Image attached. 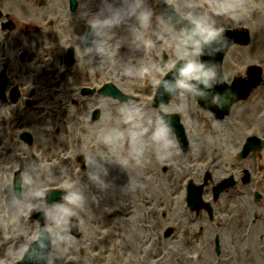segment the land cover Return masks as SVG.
Masks as SVG:
<instances>
[{
    "label": "rangeland",
    "instance_id": "rangeland-1",
    "mask_svg": "<svg viewBox=\"0 0 264 264\" xmlns=\"http://www.w3.org/2000/svg\"><path fill=\"white\" fill-rule=\"evenodd\" d=\"M108 1L115 2L116 0ZM122 1L123 3L120 4V7L124 10L123 15L125 19L123 20V24L126 25L119 24V26H110L107 34L118 35L114 41L115 43H123V45L131 44L133 46L135 41H139V36L141 37L142 33L147 29V20L144 19L143 14L147 13V19H149L150 17H154V13L151 11L150 0ZM187 1L193 5H207L202 9H197V13L208 14L209 11L212 13V9H217L218 14H220L219 16H221L222 19V21L219 22L218 27L222 26L221 23L223 26H229L232 21L240 26L243 17L249 18L250 28H253L254 32H252L253 39H255V41L256 39H260L261 43H263L264 0ZM52 2L53 3L48 2L43 6H39L37 0H31L29 14V19L32 22L31 25H36L37 22L35 21L41 20L40 25H44V27L47 26L50 21H53V27L55 26L54 20L49 17V14L54 12V3L56 0H52ZM15 3L18 5L23 2L21 0H9V5H12L13 8L16 5ZM235 5H237V10H234L233 8ZM96 7L98 8L99 6ZM112 14H114V12H112ZM234 14H236L237 17H234ZM99 22L104 26L101 18H99ZM139 22L141 24L140 28ZM122 27L125 28L122 29ZM105 31L106 28L104 27L103 31L99 34H106ZM48 33L51 35L52 31ZM108 35H106V37ZM64 43V40L42 43L39 42L38 36H33L30 46H32L33 55H41L43 61L50 62L52 56L58 51L59 46ZM75 44H77L75 53H78L80 67L77 70L76 77L72 80L68 79L66 81L69 85H72L74 91L78 93L75 98H78V96L81 95V85L97 87L98 84L106 82L110 77L113 81V85L116 86L117 84L115 83H118L116 76H112L111 73H109L110 69L113 70V72H116L115 68L117 67L115 66V55L110 58V61L108 59H103L97 64L95 53H98L104 58V54H102L103 50L98 47L97 43L93 45L91 51L86 49L81 40ZM142 46L143 45L141 44V47ZM176 48V60L183 56L182 51H184L186 55L188 54V50L181 43H178ZM43 49L48 50L49 53L46 51L41 53ZM231 49L230 54L226 56L227 58L223 66H230L229 72L226 75L229 76L230 74L234 77L236 74L234 69H236V67L242 68L241 64L245 61L243 60L244 58L241 57L242 53L236 51V47H231ZM133 50L139 55V43L136 47H133ZM146 51L151 55L152 52L157 51V48L153 44L149 46ZM127 52L129 54L125 52L119 57L122 59V64L124 61L128 60L127 63L132 66L133 73L134 65L136 63L140 70L147 65V62L150 63L149 57L146 58L144 55L141 57H133V55H131V50ZM262 55L263 51H261L260 57L263 61ZM131 60H134L135 63H131ZM157 62L159 67L163 65V62ZM188 62L192 67L198 66L194 54L188 59ZM98 70L100 73H97ZM125 70H127V68H125ZM60 71L61 69H59V72ZM127 71H129V69ZM59 74L60 73L56 72L51 78L54 80V76H59ZM61 85L62 83L54 84L53 87L57 90H65L64 82L62 87ZM117 87H119L120 90H122V88L124 90H129L126 92L129 94L141 93V95H149V93H146L149 91V88L146 86L142 87L141 84H137L134 88H130V85L124 86L122 84H120V86L117 85ZM183 90L188 97V102L184 104V108L180 112L182 121L187 123L190 132H193L194 134L196 133V137L192 138L193 152L189 151L188 154H186L187 156L179 163L174 160V154L180 152V150L175 143L174 137L172 138L171 132L166 128L167 126L164 124L165 122L160 120L161 122L158 124L154 121V119L162 118L159 112L153 109L154 107L149 106L145 109L138 104L130 107L129 110L126 111V116H128V118H121V120L113 119L109 116V108L105 109L108 106L110 107L112 103L104 102L113 98L107 95H105V97L102 95L93 96V102L95 103H86V105L89 104L87 112L88 114H91L92 107H94V109L100 107L101 114L99 117L102 124L97 126L95 130L85 126V133H79L77 128L74 129V125L69 123L74 107L71 103L69 106L70 109L65 112L66 117L65 115L61 116L62 111L60 108L55 115L44 116L40 112H30L33 120L30 130L32 131V142L28 144L22 139L21 141L23 142L17 140L20 144V149L15 152H10L8 160L9 164L15 165V158L24 160L25 157H29V162L33 163L34 166L40 164V167L38 166L39 170L31 175L32 178L35 176H42L44 179H41L42 181L40 180L37 183H31V180H29L30 178L27 176L25 182L29 181L28 183L31 190H33L35 200L33 199L29 201L26 206L12 200L14 204H12L11 201L7 203L5 202L8 210H0V227H3L0 230L4 239H10L8 246H6L0 254V264H13L20 259L27 248V245L37 237L38 225L34 227L36 223H28V226H26L23 231L18 228L20 220L19 214L22 213L25 220L29 218L28 214H30L36 201L37 203L39 202L42 204V209L50 215L45 224L52 239V248L49 253L50 258L48 264H64L65 261L70 259L76 260L74 264H118L117 262L120 260L128 264H139V262L145 264H188L185 263L188 259L190 260L189 264H197L200 260L198 258H205V255L202 252L194 250V246L190 248L193 245L194 239H197V236L200 235L199 232L195 231V228L200 224H203V226L207 228L202 233H207L211 236L214 235V233H218L219 230L215 229L217 224H210L206 213L201 211V216L198 213H195L194 215V212H190V215L187 213L188 208L186 209L184 206V203L186 202L183 199L184 187H182V179L184 175H191L194 182H202L200 174L204 162H206L207 159H205L202 154H199L200 147L204 140L200 137L203 136L207 124L201 128L202 125L200 122L191 119L189 116L190 108L192 107L191 98L184 88ZM263 92L264 88L257 93V97ZM54 93L56 92H53L52 94L48 90L47 101L45 102L46 95L44 97L45 99L43 98V104L45 105L44 110L50 105L56 106L55 108L59 107V103H61L59 102L60 97L56 98L57 95ZM141 95L140 97H142ZM181 99L183 100L182 97ZM144 100H146L145 96ZM86 105L84 104L85 107ZM138 107L139 110L137 109ZM165 107L166 105H159L158 108L163 111ZM172 110H174V108ZM176 110L180 111V107L176 108ZM233 110L234 116L223 121L234 120L236 117H240V115H238L240 112L244 111L240 107L237 109L234 108ZM84 113L85 109L82 114ZM94 115L97 116L98 112ZM252 117L254 119L244 120V122L241 123L240 129H246L243 131L242 135H240L241 132H237L236 135L230 137L222 136L219 139L206 138L208 139V143H211L215 148L221 145L222 152L220 153H223L225 149L228 150L226 156H223V163H218L220 175L225 174L226 169L230 167V162L233 161V150L239 145V143L244 141L245 134L255 132L264 137V117L261 119L255 114H253ZM64 118L66 119V122L62 123V119ZM131 141L134 145L133 152L139 157V163H137L135 159L130 160V162L127 161V158L130 157V154L126 155L128 152L127 145ZM204 145L208 146L207 144ZM56 146L59 147L57 148ZM26 148H31V150L27 152ZM44 148L46 151L43 153ZM77 150L86 155L88 162L87 169L79 175V178H76L75 176V173L78 174V171L80 172V170H78L79 164H76L74 160H72L75 157ZM136 156L135 158H137ZM261 156L262 160L260 162L264 165V149L262 150ZM253 161L256 162V159ZM64 163H67V165H63ZM256 165H258V163H254L252 168L249 169L251 171L250 173L257 177V181L254 182L257 186L260 181L258 176L261 172L264 174V167L259 170L256 168ZM55 166L61 168L58 170V175H54L51 172ZM232 169H235L237 172L239 169L238 164ZM108 171L110 172L109 175ZM214 176L213 173V177ZM115 178L120 179L116 180ZM124 178H127V183H120L121 180L124 181ZM60 179L65 182L62 186L63 188H66L65 202L60 205L61 207H55L54 209L45 208L42 198L38 196L37 190H34L33 183L35 186L39 187L43 184L52 185L53 182H58ZM97 180H103L102 183H106L107 186L97 185L93 182ZM75 183L76 189H72L73 191L69 192L70 187ZM239 183H237V186H242L241 184L243 183L240 182V180ZM25 184L23 183V187ZM127 188H131L132 191H127ZM98 189L103 190L105 195L100 194L96 198H92L91 200L95 202V205L93 206V203L91 201H86V199L88 197H93L91 194L97 193L96 190ZM243 189L250 188L243 187ZM171 190L180 192L183 201L180 202L176 208L169 209V212L167 211L163 216H160L159 213H156L159 212L160 207L155 203L151 204L147 202L152 197H164V195ZM125 191H127L129 196L125 197L126 201L124 203L121 197H118L117 195ZM72 192L77 195L76 198H73ZM250 193L251 192L242 193V198L239 199L238 204L234 201H230L234 196V193L223 195L218 200V203L222 204L221 208H224L225 205L227 206L223 210L225 220L228 223H235L234 226L237 228L235 229L237 233L235 242L237 243L236 247H238L240 264H264V194L262 193L261 198L253 203ZM172 201L174 200L172 199L169 201V207H171ZM93 207L98 210L99 214L105 212V210L109 211L116 207L123 210L122 214L127 220H123L124 224H122L121 230L117 231L116 238H109L104 244L99 243L100 240L97 238L102 233V230L94 233V229L98 225L97 221L100 220L97 212H91ZM22 210L26 211L22 212ZM8 211L10 216H6L5 219L1 218L3 217V214ZM61 211L62 214L60 216L59 212ZM255 213L257 214V218L253 220V215ZM187 216L192 218V221L188 225L186 222ZM70 217L77 218L79 225H83L79 230L81 236L78 232L73 233L72 235L69 234L68 222L72 219ZM7 223H9V226ZM168 224H172V229H174L172 236L175 237L172 238V236H170L165 239L163 236V228ZM186 225L189 230L188 236L191 238L189 244H186L183 239L186 235L184 233V226ZM109 226L111 227L110 224ZM231 227L232 226H230V228ZM107 231H109V233L112 232L110 231V228H108ZM222 233L223 230L220 231V234ZM89 236H91V239H88ZM86 238L88 240L83 241ZM155 239L166 242L169 246H172V249H168L166 252H160L159 256L164 255L163 260H161L162 262L160 263L155 261L154 258L156 255H154L152 250ZM230 240L232 242L231 238ZM89 243L97 245L98 248H101L100 251L92 252V250H89L87 248ZM62 244L64 245L62 248L64 253L59 256V247H61ZM46 247H48V245H46ZM86 253L90 258L85 257V255H87ZM207 253L208 252H206V254ZM95 254H97L96 257H99L100 261L95 259ZM48 257L46 258V261ZM206 258L208 257L206 256ZM130 260H132V262H130Z\"/></svg>",
    "mask_w": 264,
    "mask_h": 264
},
{
    "label": "flooded vegetation",
    "instance_id": "flooded-vegetation-1",
    "mask_svg": "<svg viewBox=\"0 0 264 264\" xmlns=\"http://www.w3.org/2000/svg\"><path fill=\"white\" fill-rule=\"evenodd\" d=\"M23 3L18 4L15 3V7L9 5V0H0V192L2 190L7 193H11V197L15 199L14 194V181L16 177V170L20 169L22 172H26L31 168L29 157H25L24 160L15 161L12 165L9 164V160L7 159V152H15L20 149V144L17 140L21 141V139L28 144L32 142V117L30 112H34V109L37 108L38 102L43 101V98L46 95L45 102L48 97V90L50 87L54 85L53 75L59 72V69H65V53L69 47H73L75 54V46H77L78 41H89L91 39L95 40L96 33L94 30V24L96 21L95 12L94 11V2L92 0H75V9L74 11H69V0H58L54 8V12L49 15H55V18H51L55 22V26L53 27V21H50L47 26L41 24V20L35 21L36 25H31L32 22L30 18V4L31 0H21ZM41 2V0H39ZM46 3V1H42V5ZM202 23L207 25H212V21L208 19H202ZM162 24V25H160ZM141 24L139 22V28ZM109 25L106 27V34H104V38L108 39L111 35L107 34L109 29ZM147 29L144 33H142L141 37L139 36V47L144 49L148 45H152L156 43L155 37L162 32L164 34V41L157 46V51L162 54H167V58L170 55H174L175 53V38H176V29L173 26L163 24L161 19H151L147 20L146 24ZM45 28V29H44ZM207 29V28H204ZM52 31L51 35L48 33ZM106 35H108L106 37ZM38 36L39 42H57L64 40L65 43L60 45L58 51L55 55L52 56V60L50 62L41 60L38 55H33L32 51V37ZM141 44L143 45L141 47ZM49 53L48 50H42L41 53L44 52ZM89 51V50H88ZM91 51V50H90ZM73 54V55H74ZM75 57V55H74ZM58 60V61H57ZM75 62L72 66H70L69 70V79H73L76 76ZM208 68V67H205ZM194 74L191 76L197 77L199 73H202V68H198V72L196 73V68L192 69ZM213 70V69H212ZM223 76L225 82L229 83L233 76L226 74L229 72V67H223ZM235 75L239 73V69H234ZM62 79V78H61ZM213 84L211 87H204L202 94L205 97H210L213 101V104L216 102L218 93H216L217 82L214 80V77H211ZM156 80V77L154 78ZM64 81L63 79L61 82ZM65 90H60L57 94L56 98H59V107L62 110L61 116L65 115L66 111L69 110L70 103L73 107L72 119L78 123L79 125L86 126L88 128H92L95 130L97 126L101 125L100 115L94 117L93 111L94 107L91 108L92 113L88 114V106L91 102H93V96H95V91H92L89 94H81L78 98H75L77 92L74 91L73 86L69 85L67 82H64ZM63 85V82H62ZM61 85V87H62ZM87 86V85H85ZM81 85V89L85 87ZM264 88V87H262ZM261 88V89H262ZM258 91L253 90L245 103L239 101L236 104H233L231 109L228 110V114L223 117H218V112L222 109L218 108H208L201 106L197 100L194 98L192 91L188 87H185L186 92L190 95L192 107L190 108L189 116L194 121H198L201 123V128L207 124L205 132H203V136L200 138H213L218 139L222 136H230L232 133L238 132L241 123L244 120L254 119L252 117L253 114L258 115L259 118L264 117V92L257 97ZM184 90L179 91L178 100H171L166 105H169V109L165 111L167 114H178L180 117V122L182 123L185 134L188 137H196V133L189 131V127L187 123L182 121L181 110L184 108V104L188 102V97H185ZM218 92V91H217ZM80 94V93H79ZM36 95V96H35ZM227 98L231 96L230 92L226 93ZM183 98V100L181 99ZM34 99V100H33ZM86 105V103H88ZM104 102L111 103V101L106 100ZM95 103V102H93ZM86 105V107L84 106ZM180 107V111L176 110V108ZM240 107L244 111L240 112L238 115L240 117H236L234 120H226L227 118L234 116V108L237 109ZM33 108V109H32ZM109 106L106 108L108 109ZM174 108V110H172ZM85 109V113L82 114ZM39 109L38 112H40ZM42 113V112H40ZM246 119H243L245 114H248ZM250 113H252L250 115ZM66 122V119H62V123ZM169 132H171L172 136L175 138V131L169 127H166ZM6 136V137H5ZM93 137V136H92ZM91 137V138H92ZM5 138V139H4ZM9 139V140H7ZM21 141V142H23ZM16 144V146H15ZM13 145V146H12ZM57 148L59 146H56ZM54 148V147H52ZM27 152L31 150V148H26ZM48 150V148L46 147ZM46 149H43L46 151ZM5 152H4V151ZM228 150L225 149L221 155L226 156V152ZM25 154V153H24ZM83 152L75 153V157L72 159L75 162H78L80 159V155H83ZM257 154L251 153L244 158H238V166L242 171L239 176V180L242 182V175L244 173V169L249 170L253 164V160L256 159ZM16 160V158H15ZM40 166V164L38 165ZM84 167V166H83ZM228 175H232L228 173ZM209 179L211 178V174H208ZM234 178V176H233ZM22 185L25 184V179L23 176ZM33 181H39V177L35 176ZM63 180H59L58 182H53L52 184L58 185ZM251 182V180H250ZM254 182V180H252ZM10 198L6 197V201ZM42 202L45 203V200L42 199ZM217 203V199H211V217L215 209L213 208V204ZM12 204L14 202L12 201ZM21 204V203H20ZM219 206V205H218ZM22 208V207H21ZM203 210L207 213V211L203 208L199 209ZM26 211V210H24ZM22 210V212H24ZM6 216H10V213L6 214ZM6 216L2 218L5 219ZM19 223L18 225L26 224V220L22 213L19 214ZM9 223H7L8 225ZM14 224V223H12ZM1 225V222H0ZM235 223H226L221 227L223 232L228 233L229 238L226 242L222 241V238L219 237L220 234L214 233V235L205 243V258L200 259L197 264H240V260L238 258V247L236 240V231H235ZM9 226V225H8ZM230 226H232L230 228ZM3 227H0L2 229ZM8 228V227H7ZM18 228L23 231L26 226L22 229L21 226ZM110 228L109 224H105L103 229L107 231ZM121 228V227H119ZM230 228V229H229ZM199 229V228H198ZM200 231L202 228L199 229ZM96 229H94V232ZM203 234V233H202ZM81 236V235H80ZM216 238H218L219 250L216 251ZM232 239V242L230 240ZM64 239V238H62ZM7 239L3 237L2 232L0 230V254L3 252V249L8 246V243L5 245ZM212 250V251H211ZM206 252H208L206 254ZM206 256L208 258H206ZM142 262H139L141 264ZM185 263H190L188 259Z\"/></svg>",
    "mask_w": 264,
    "mask_h": 264
},
{
    "label": "bare ground",
    "instance_id": "bare-ground-1",
    "mask_svg": "<svg viewBox=\"0 0 264 264\" xmlns=\"http://www.w3.org/2000/svg\"><path fill=\"white\" fill-rule=\"evenodd\" d=\"M108 10H110V11H113L114 10V8H112L111 6H109L108 8H107ZM157 10H160V7H157L156 8ZM139 43V41H135V43H134V45L132 46L131 44H130V46H127L126 48L128 49V47H129V50H131V53H132V55L134 56V50H133V47L135 46L136 47V45ZM128 50V51H129ZM139 51H140V47H139ZM138 51V52H139ZM182 54H184V55H186L183 51H182ZM132 62L131 63H135V61L134 60H131ZM127 62V61H126ZM127 64H129V63H127ZM130 65V64H129ZM126 71H124V70H122V72H117L116 73V76H117V81H118V83L119 84H122V85H128V84H130V83H137L138 82V80H140L141 78H142V75L144 74L140 69H139V66H138V64L136 63L135 65H134V75L132 74V73H129V72H126ZM114 75V74H113ZM169 76L171 77V75L169 74ZM145 77V76H144ZM164 83V82H163ZM163 86H169V83H168V81H167V83H164L163 84ZM158 94V93H157ZM107 108V107H106ZM105 108V109H106ZM109 110H110V115L109 116H111L113 119H119V120H121V118H128V116H126V115H121L120 116V114H119V111H120V109L117 107V106H110L109 107ZM252 113H250V115H251ZM248 115H249V113L248 114H245L244 116H243V119H246L247 117H248ZM154 121L156 122V123H160L161 121H160V119H154ZM134 145H133V143H132V141L130 142V143H128V145H127V150H128V152H127V154L126 155H129L130 154V157L129 158H127V161L128 162H130V160H132V159H135V156L137 155L135 152H133V149H134V147H133ZM54 174H56V175H58V171H56V172H53ZM80 174H82L81 172H79L78 171V174L76 173L75 174V176H76V178H79V175ZM116 180H119L120 178H115ZM43 180V179H42ZM41 180V181H42ZM54 185V184H53ZM45 186H48L47 184L45 185ZM44 186V187H45ZM36 188H37V191L39 190L40 192H39V194H38V196L40 197V198H42V199H44L45 200V191L44 190H42V189H40L38 186H36ZM73 188H76V184L74 185V186H71L70 187V190H69V192H71L72 191V189ZM26 201V200H25ZM88 201H90V200H88ZM65 201H63V202H59L58 204L59 205H57V206H55V207H59L60 205H62L63 203H64ZM42 208H40L36 213L37 214H40L41 212H42ZM96 212H97V214L99 215V213H98V210H96ZM60 213V215L62 214V211L61 212H59ZM74 220L72 221V222H68V226H69V228H72V225H74V226H76L77 225V223L79 222V221H77V219L76 218H73ZM82 226L83 225H79V223H78V230H80V227L82 228ZM74 230H75V228L74 229H69V233L71 234L72 232H74ZM106 230H104L103 232H105ZM89 239H91V236H89L88 237ZM128 241H130V240H128ZM63 244L61 245V247H60V250H62V248H63ZM72 248H73V246H72ZM66 252V251H65ZM63 253H64V251H63ZM39 261H40V259L38 258V262L36 263V264H39ZM121 261V260H120ZM121 262H124V261H121ZM128 264V263H127Z\"/></svg>",
    "mask_w": 264,
    "mask_h": 264
},
{
    "label": "clouds",
    "instance_id": "clouds-1",
    "mask_svg": "<svg viewBox=\"0 0 264 264\" xmlns=\"http://www.w3.org/2000/svg\"><path fill=\"white\" fill-rule=\"evenodd\" d=\"M144 19H147V13L143 14ZM208 39H205V41H207ZM202 51L201 47H200V52ZM192 71V65L189 64L187 67L185 68H181L180 72L181 74H184L186 76V78L191 79V84H187L185 83V80H181L180 83L184 84L185 87H192L194 89L197 90V92L199 91L198 88V83H202L203 85H205L206 87H211L213 84V81L211 79V77L213 76V70L208 67V68H203L202 66V76L204 77L203 79H198L195 76H187V74H189ZM39 194V193H37Z\"/></svg>",
    "mask_w": 264,
    "mask_h": 264
},
{
    "label": "water",
    "instance_id": "water-1",
    "mask_svg": "<svg viewBox=\"0 0 264 264\" xmlns=\"http://www.w3.org/2000/svg\"><path fill=\"white\" fill-rule=\"evenodd\" d=\"M158 1V0H157ZM224 34H229L230 35V32H227V33H224ZM232 36H231V38H230V40L228 41V43H231L232 41L234 42V41H240V42H242L243 40H244V38H245V34H243V33H240V34H235V33H233V34H231ZM182 64L181 63H179V65H178V68L181 66ZM177 76H179V74H174L173 73V77L175 78V77H177ZM35 252H36V249L34 248V247H32L31 249H30V251L28 252V254H27V256H26V259H29V258H33L32 256L35 254ZM38 257H36V259H37Z\"/></svg>",
    "mask_w": 264,
    "mask_h": 264
}]
</instances>
